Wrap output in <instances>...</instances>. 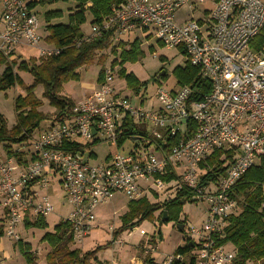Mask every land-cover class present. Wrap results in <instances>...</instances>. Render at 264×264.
I'll use <instances>...</instances> for the list:
<instances>
[{
    "label": "built area",
    "instance_id": "2783aa9c",
    "mask_svg": "<svg viewBox=\"0 0 264 264\" xmlns=\"http://www.w3.org/2000/svg\"><path fill=\"white\" fill-rule=\"evenodd\" d=\"M122 1L83 41L112 31L115 45L121 35L144 29L163 46L181 48L209 82V93L196 101L188 87L170 92L158 88L151 105L134 106L116 91L113 70L105 67L97 89L74 104L69 115H54L49 128L34 139L28 137V146H21L27 156L0 155L3 233L20 240L18 225L25 218L35 221L53 213L49 192L59 193L71 207L63 221L70 223L73 243L80 244L92 230L96 210L114 195L137 201L173 183L207 206L201 226L184 233V241L193 246L192 264H232L235 252L225 249L227 243L220 244L227 217L239 210L231 196L256 159L264 158V45L251 47L264 25V2L217 0L199 20L177 24V9L196 8L206 0ZM0 4V55L8 63L23 47L38 59L61 53L43 45L26 1ZM81 41H75L76 46ZM125 119L131 126L137 122L144 135L133 151L123 154L116 146ZM168 138L175 142L168 146ZM81 140L86 145L77 158L64 145ZM96 143L110 145L115 152L98 163L88 160ZM215 151H222L218 161L225 170L214 180H201L211 171L207 159ZM44 189L48 191L41 195ZM173 259L184 258L172 256L167 264Z\"/></svg>",
    "mask_w": 264,
    "mask_h": 264
},
{
    "label": "trees",
    "instance_id": "16d2710c",
    "mask_svg": "<svg viewBox=\"0 0 264 264\" xmlns=\"http://www.w3.org/2000/svg\"><path fill=\"white\" fill-rule=\"evenodd\" d=\"M25 1V0H24ZM69 2L76 3L75 7L69 10L66 22L50 24L53 20H60L62 13L58 10L48 11L44 14L45 26L43 35L41 33L42 43L45 46H52L62 49L61 53L55 57L47 59H36L30 57L28 60H18L19 55L8 63L0 55V93H4L10 89L19 87L23 95H18L13 100V107L15 112V125L10 129L7 128L5 120L0 116V144H20L28 140L30 133H33L40 126L41 122L47 119V114L43 113L42 106L46 100L48 105L52 107L53 114L59 115L63 113L65 116L69 115L74 103L70 98L62 93V86L69 82L80 81V70L88 68L94 64L100 67L97 82L101 83L103 79V70L106 61L109 59L110 69L118 67L117 77L125 81L128 89L138 91L144 82L139 81L132 72H127L126 64H136L143 54L141 40L138 38L139 33L141 37L147 41L153 39L152 34L147 33L146 30H136L126 35H121L119 41L112 45L113 32H101L100 37H95L89 41L83 39L89 36L82 30L84 25L89 28L93 26L100 27L103 22L111 15L112 8L123 4L122 0H28V9H33L36 6H44L52 4L53 2ZM217 2V0H206L201 6L196 8H179V10H187L188 15L181 20V23L190 20H199L211 10L203 9L206 3L209 7ZM198 11L199 16L195 18L193 13ZM180 23V24H181ZM90 28V29H91ZM127 36V37H124ZM131 38H130V37ZM80 44L76 46L75 41ZM161 44V43H160ZM264 45V25L260 33L255 37L252 48H260ZM179 49L183 54V50ZM257 50V49H256ZM185 56V54H184ZM17 57V58H16ZM25 72L31 75L32 82L26 85L20 73ZM173 76L176 81V88L188 87L192 93V99L200 101L210 91L209 82L201 77L200 71L197 67L186 62L183 66L175 67ZM156 81L158 78L155 79ZM42 87L40 98L35 95L37 87ZM167 91H173L167 90ZM61 117V116H59ZM127 122V123H126ZM129 122L125 119L121 125V135L117 141V150L125 154L135 149L138 143H132V148L128 151H123L122 146L127 139L131 141L132 138L142 139L144 133L135 126L128 125ZM131 126V127H130ZM168 146L175 142V139L168 138ZM97 144V143H96ZM94 144V145H96ZM69 153L77 157L78 154L83 156V145L78 141L65 144ZM7 156H13L20 159L27 156L26 150L21 148V144L16 151H12L10 146L4 147ZM222 151L213 152L207 159V164L211 168L210 173L205 178L214 180L215 177L221 175L225 170L223 161L219 162L218 158ZM108 158V155L106 156ZM229 158V155H227ZM88 160H95L94 153L88 154ZM164 181H169V178H163ZM204 182V181H203ZM264 171L262 166L251 167L238 181L234 187V193L231 198L235 199L239 212L237 214L227 217L225 221L223 239L220 244L227 243L232 245L235 252V258L232 264H246L248 262H259L264 264ZM177 197L174 200L164 202L163 204L151 205L145 198L137 201H130L127 205V212L121 216V225L117 233L112 236L115 240L122 232L127 231L128 228H133L140 221L144 219H151L152 213L156 210H163L167 213L168 220H176L180 211L181 203L179 199L183 196L190 198V195L185 190H176ZM182 225V222H179ZM179 224V225H180ZM26 229L37 228L45 229L46 223L44 218H38L33 222L25 221ZM70 223L68 221H61L54 226L52 232H46L40 239L41 243H46L49 247V252L46 254V264H90L91 261L96 260V254L102 249H107L112 244L108 241L104 245H98L93 250L82 252L79 249H70L73 242L70 233ZM3 226H0V237L3 236ZM184 230V226H183ZM119 234V235H118ZM16 248L20 255L24 258L26 264H34L33 255L28 245H21V241H16ZM187 242L182 247H178L173 252V257L181 256L182 261L173 259L169 264H192V250L193 246H189ZM192 244V243H191ZM143 264H154L152 259L147 255Z\"/></svg>",
    "mask_w": 264,
    "mask_h": 264
},
{
    "label": "rangeland",
    "instance_id": "374dc122",
    "mask_svg": "<svg viewBox=\"0 0 264 264\" xmlns=\"http://www.w3.org/2000/svg\"><path fill=\"white\" fill-rule=\"evenodd\" d=\"M28 1V0H25ZM30 1V0H29ZM264 2V0H262ZM76 3L73 1L69 2H53L49 5L44 6H36L32 9L33 14L35 15L37 22H38V28L37 32L41 36V33L43 35V29L45 26V19L44 14L48 11H54L58 10L62 13V18L60 20H53L50 22V24H56V23H64L66 22L67 15L69 13V10L73 9L75 7ZM209 3H206L203 7V9L210 10ZM188 15L187 10L182 9L179 10L176 14V23L180 24L181 20L184 19ZM193 16L195 18H198L199 13L198 11L193 13ZM1 25V24H0ZM91 28V27H90ZM88 25H84L82 27L83 32L89 33V30H91ZM1 29V26H0ZM134 35H140L139 33H135ZM127 37V36H124ZM130 37V36H129ZM132 37V36H131ZM130 37V38H131ZM141 40V45L143 54L139 58L138 62L135 64L136 66H131V70L134 71V76L139 79V81L144 82V85L140 87L138 91H135L133 89H127L123 93V97H126L130 100L131 104L134 106H138L143 102V105H151L153 102L154 94L158 88H162L164 90H172L177 87L175 77L173 76V70L175 67L183 66L186 62V57L184 54L177 48H167L157 42L155 38L151 39V41H147L143 37H138ZM20 54V55H19ZM16 55H19L21 57L18 58V60H28L30 57L37 58V53H33L32 51H28L27 48H22L19 50V52L16 53ZM14 55V56H16ZM15 58V57H14ZM17 58V57H16ZM110 59V58H109ZM109 59L106 61L105 67H110ZM111 61V59H110ZM134 65V64H133ZM91 71V76L94 78L96 77V73L99 71L100 67L96 64L88 67ZM1 71V69H0ZM118 67H115L113 69L114 76H117ZM164 72V76L158 77L159 73ZM20 76L24 80L26 85H29L32 82V77L30 74L22 72L20 73ZM158 78L156 81L155 79ZM73 85V84H69ZM63 87V86H62ZM64 94L66 95H72L70 92V86H67L66 88H62ZM177 89V88H176ZM74 90V89H73ZM21 89L19 87L10 89L4 93H0V116L5 120L7 124V128L10 129L12 126L15 125V112L13 107V100L18 95H23L21 93ZM42 92V87L39 86L35 90V95L40 98ZM76 97L79 96L78 91L75 90ZM43 102L42 111L43 113L47 114L48 117H53L52 115L53 109L50 107L46 100H41ZM155 106L156 103H155ZM52 124L50 119L44 120L41 122L38 129H36L33 133H30L29 138H36L37 135H39L41 132H43L45 129L49 128ZM138 123L134 122L133 126L136 128L138 127ZM131 127V126H130ZM86 141L81 140L79 143L86 145ZM22 147L28 146L29 143L22 142L20 143ZM20 144H0V155L5 156V148L10 146L11 150H16ZM103 144V143H102ZM132 143L129 139L125 141V143L122 146L123 151H128L132 148ZM91 151L96 154V161H93L95 163H98L101 159H103L108 154H111L115 152V149L110 145H97L93 146L91 148ZM87 156V152L84 155V159ZM262 166L264 171V158L256 159L254 166ZM48 178V177H47ZM49 179V178H48ZM212 186V185H211ZM56 186H53V189ZM48 189H44L39 191L41 195H46ZM177 192L175 189L174 184L167 183L165 189L163 192L156 193L152 192L149 194H145L146 200L149 204H163L164 202H168L171 200H174L177 197ZM50 201L54 207V212L49 214L46 219V228L45 229H37V228H29L26 229L24 226V221H22L18 227H17V233L20 237L21 245H28L31 244L34 250H37V252L40 254V252H47L50 249H48V245L46 243H41L40 239L46 232H52L53 227L56 226L58 223L63 221L69 214L68 211H71V207L67 203L66 199L63 198L59 193H55L54 195H51L49 192ZM179 202L181 203L180 211L178 214V217L176 220L170 219L163 221V210H156L152 213L151 219H144L139 222L135 227L128 228L127 231H124L121 233V238L123 242L125 243V247L128 249L135 248L138 244L139 251L141 254L145 252V249L143 246L146 247L145 255H150V252L152 251L148 244H145V241L148 240L150 242L151 237H153L154 244H157L158 250L155 251V253H152L153 256H155V259L163 258L176 244H180L179 247H182L187 243L184 241V243H181L182 235H184L185 232H187L190 228H199L204 220L205 213H206V203L205 202H198L193 201L190 198H187V196H183L179 199ZM129 201L121 195L116 194L113 196L111 200L106 202L103 206L99 209V218L97 217L91 233H89V236L84 240L80 241L79 243H73L70 245L72 248L74 245L79 244V246L85 250H91V246L97 247L98 245H104L108 241H114L112 240V236L118 232L119 227L121 225L120 218L122 215H124L127 212V205ZM69 211V212H70ZM239 212V210H238ZM237 212V213H238ZM182 222V225L184 226V230L179 231L177 229V225H179ZM181 225V224H180ZM0 226H3V218H1ZM143 231L145 234L141 235L139 232ZM119 235V234H118ZM3 239L1 240L2 250H0V262H5L4 257L8 255H13V248L12 243L15 250V253L20 257L19 259L25 263L23 257L18 252L15 243V240H10V238L6 237L3 233ZM0 237V239L2 238ZM29 246V245H28ZM79 247V250H80ZM225 249L228 251H233V247L230 244H227L225 246ZM93 250V249H92ZM106 249H102L97 254L101 253L103 254V251ZM107 250H110L107 248ZM175 250V249H174ZM17 251V252H16ZM193 251V250H192ZM115 252V258H119L118 249L114 250ZM100 254V255H101ZM106 255L109 256V253H106ZM162 256V257H161ZM9 259L12 261L10 263L6 262L5 264H16V261L14 258L9 257ZM44 264H46L45 260H42ZM246 264H261L259 262L252 263L248 262Z\"/></svg>",
    "mask_w": 264,
    "mask_h": 264
},
{
    "label": "crops",
    "instance_id": "0c3cea01",
    "mask_svg": "<svg viewBox=\"0 0 264 264\" xmlns=\"http://www.w3.org/2000/svg\"><path fill=\"white\" fill-rule=\"evenodd\" d=\"M26 2H28V1H26ZM1 13H2V7H1V4H0V16H1ZM0 24H1V22H0ZM138 37H141V36L139 35ZM131 66H136V65L135 64L134 65L126 64L124 67L127 70V72H132L134 74V71L131 70V68H132ZM98 74H99V71L96 73V77L93 78L91 76V71H90L89 68H87V69L86 68L81 69L80 70V81L79 82H69V83H66V84L63 85V88L64 87L66 88L67 86H70V92L72 93V91H74V93L72 95H69L68 96V95L64 94L63 89H62L63 95L66 96V97H68V98H70L74 103L83 100L85 97H88L90 94H92L97 89L98 84H99L97 82ZM69 84H73V85L71 86ZM114 88L122 96H123V93L128 89L127 86H126V84H125V81L122 80V79H119L117 76L114 77ZM175 89H173V90H175ZM75 90L78 91V93H79V96L78 97H76L77 95L76 96L74 95L75 94ZM97 145L99 146V145H104V144H97ZM97 145H95V146H97ZM95 155L96 154H94V156ZM94 161H96V157H95V160ZM145 198H146V196H145ZM99 209H100V207L96 210V213H95L96 214V218L97 217L99 218V214H98L99 213ZM69 211H68V213H69ZM1 218H4V217H3V211L0 209V222H1ZM25 221L33 222L32 220L26 219V218L24 219V223H25ZM20 224H23V223H20ZM91 231H90V233H91ZM2 239H3V237L0 239V250L3 249L2 248V245H1V240ZM153 239L154 238L151 237L150 242H148L149 239L145 241V244H146V242H148V244H149L148 247H152V249H153L150 252V255H148V254H146V255L150 259H152V261H153L154 264H167L168 263L167 260L170 257L173 256V252L175 251L174 249L178 248L180 246V244H176L165 256H163V258H160L158 260V259H155V256L152 255V253H155V251L158 250V246H157V244H154ZM183 240H184V235H182L181 243H184ZM72 244H73V242H72ZM28 245H29L30 251H31V253L33 255L34 264H44V262L42 260L43 259L45 260L46 254L49 251L48 250H47V252H42L41 251L40 254H39L37 252V250H34L33 249V247L31 246V244H28ZM95 246H91L90 249L91 250L94 249ZM79 247H80L79 244H76L72 248L70 247V249L71 250L79 249ZM143 247H144L145 252H146V247L145 246H143ZM12 248H13V253L14 254L13 255H8V256H6V258L4 257L5 262H0V264H5L6 262H8V263L12 262L9 259V257L14 258V260L16 261V264H23L22 261L16 260V259H19L20 257L17 255V253H15V250L16 249L14 248L13 243H12ZM108 248L110 250H107L106 249L105 251H103V254H101V253H100L101 255L99 253L96 254V256H95L96 257V260L95 261H91L90 264H143V261H144L145 256H146L145 255V252H143L141 254V252L139 251L140 249L138 247V244L136 245L135 248H132V249H128L127 247H125V243L123 242V240L121 238V234L119 236H117L114 241H112V244ZM115 249H118L119 258H115V256H114L115 255V252H114ZM80 250L82 252H85V250H83L81 247H80ZM105 252L106 253H109V256L106 255ZM24 264H26V262Z\"/></svg>",
    "mask_w": 264,
    "mask_h": 264
},
{
    "label": "water",
    "instance_id": "95a60500",
    "mask_svg": "<svg viewBox=\"0 0 264 264\" xmlns=\"http://www.w3.org/2000/svg\"><path fill=\"white\" fill-rule=\"evenodd\" d=\"M162 76H164V72H161V73H159V75H158V77H162ZM91 133H92V135L95 133L94 132V130H91ZM141 141V140H140ZM131 142H134V143H138L139 142V140L137 139H135V138H132L131 139ZM77 158H80V154H78L77 155ZM168 219V217H167V213L164 211L163 212V218H162V220L163 221H166ZM177 229L179 230V231H182L183 230V225H177ZM188 245L189 246H192V244L191 243H188Z\"/></svg>",
    "mask_w": 264,
    "mask_h": 264
}]
</instances>
